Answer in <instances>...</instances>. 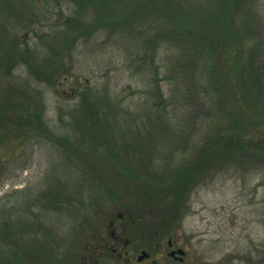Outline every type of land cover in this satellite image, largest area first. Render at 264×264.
I'll return each instance as SVG.
<instances>
[{
	"label": "rangeland",
	"instance_id": "1",
	"mask_svg": "<svg viewBox=\"0 0 264 264\" xmlns=\"http://www.w3.org/2000/svg\"><path fill=\"white\" fill-rule=\"evenodd\" d=\"M10 1L0 0V6ZM215 1L217 4L218 0ZM67 2L36 0V10H29L34 16L27 15L32 25L27 19L24 26L16 20H11L10 28H3L0 23V37L7 39L3 40L7 47L5 61L13 66L7 68L10 71L0 69V95L8 94L7 99L13 104L15 101L24 104L29 97L34 102H44V119L49 129L58 136L75 139L79 134L75 133L72 114L81 100L71 89L78 92L82 88L80 93H88L90 88L105 90L109 87L113 95L126 97L127 103L119 111L107 113L106 134L128 159L125 166H136L138 176L132 177L124 170L121 172L124 180H116L119 176L117 162H110L113 166L101 163L97 170L102 172L99 176L104 177L105 185L98 182L94 186L86 171L84 181L76 179L71 186L65 184V198H70L73 206H63L60 211L43 217L45 204L43 200L38 201L43 188L52 186L56 174H67L66 163L53 160L52 168L50 156L64 160L65 155L43 139L44 135L32 138L25 149L16 151V145L9 143L0 146V207L8 213L0 222V264H64L70 259H74L75 264L88 244L93 246L97 242V235L110 231L112 218L119 213L135 218L129 204L139 203L147 191H155L150 178L167 174L175 177L174 174L186 167L191 171L194 165L197 171L187 179L190 184L180 207V223L169 235L185 248V264H264V0H251L241 15L230 11L228 23L224 22V17L221 22L218 20L220 24L217 22L218 31L215 32L218 44L214 52L195 51L187 43L178 42L172 50L168 48L170 53L166 60L165 47L156 50L157 58L153 47L155 60L145 61L150 69L144 70L139 77L131 76L126 70L125 58L131 53L126 48L132 49L135 52L132 58L137 59L135 56L142 54L139 47L144 42L140 39L141 30L149 31L147 36L155 40L152 28L102 26L90 28L89 35L82 38L73 29L77 27L67 25V19L77 13V6ZM180 3L191 5V12L196 5L198 8L204 6L210 20L215 12L211 10L213 1L180 0ZM207 5L209 11L205 8ZM128 9L129 14L135 10ZM193 14L199 15L197 11ZM95 16L99 14L91 6L86 23L93 22ZM151 18L154 28L163 21L160 16L151 15ZM33 19L39 21L34 23ZM164 24L168 31L171 30V25ZM6 32L9 34L5 35ZM66 35L68 42L72 39V45L58 56L60 39ZM76 39L79 41L74 45ZM221 42L226 50L218 55ZM162 43L170 45L167 40L162 39ZM8 47L11 48L8 50ZM18 53L25 58L19 64ZM73 60L76 63L69 64ZM165 61H169L168 64ZM235 61L238 66L232 72L229 65ZM242 65H245L246 76L252 73L253 81L257 77L260 84H250V90L258 93L257 100L251 102L254 108L249 114L258 117L255 125L241 122L234 115L241 107L236 108L221 95L224 85L227 87L239 80L238 71ZM41 68L44 75L37 74ZM156 68L162 74L161 84L167 102H171L169 88L179 85L176 101H173L176 104L169 105L163 114H156L153 107H147L153 101L148 88L154 85L152 70ZM57 69L61 73L52 85L46 75ZM68 71L70 79L63 81ZM2 125L0 122V129ZM221 135L225 141L218 140ZM144 138L146 140H142ZM108 150L106 146L98 148L94 158L101 159ZM13 153L18 155L10 157ZM73 169L71 166V172ZM143 169H147V173ZM172 181L171 177L156 185L161 196ZM18 191H26L22 205L10 199V195ZM160 199L164 203L165 197ZM97 206L102 211L94 225L90 214ZM146 207L143 210L150 216L155 210L162 211L158 203ZM39 239L47 241L49 258L27 257L25 254L31 247L26 248L25 241ZM106 260L108 264H115L112 258Z\"/></svg>",
	"mask_w": 264,
	"mask_h": 264
},
{
	"label": "trees",
	"instance_id": "2",
	"mask_svg": "<svg viewBox=\"0 0 264 264\" xmlns=\"http://www.w3.org/2000/svg\"><path fill=\"white\" fill-rule=\"evenodd\" d=\"M209 1H213L211 10L215 11L211 16V20L210 14L203 10L202 7L204 6H199L198 8V5H196L195 10L193 9L191 12V8L193 7H190L191 5L185 4L182 6L180 0H68L67 4L72 3L77 6V13L76 15L71 16V18L67 19V25L70 24L71 27H77L73 29L79 33L82 38L83 36L89 35L91 30L90 28H100L102 26H104V28H137L138 26H145L146 28H149V30L152 28V35H156L155 40L150 39V35L147 36L149 31L143 32V30H141L142 34H140V39H144V42L139 47V51H142V54L137 53L138 56H135L137 59L133 60L132 57L133 53L135 52L132 49L126 48V51L131 52L128 54L127 59L125 58L126 70L131 73V76L139 77L138 75H141L144 70L147 71L150 69L145 61L147 59H151L152 61L155 60L154 56H152L153 47L156 58V50L165 47L166 60L168 59L170 53L168 48L172 50L175 47V44L178 42L183 44L187 43L190 48H193L195 51L211 50L214 52L215 46L218 44L217 40L215 39V32L218 31V20L221 22L224 17V22L228 23L230 11H234L236 14L241 15V13L248 9V5L251 2V0H218V3L216 4L215 0ZM130 3L131 5H129ZM3 5L4 6H0V23L4 26L3 28H10L11 24L13 23L11 20H16L17 24H23L24 26V23H26L27 19L29 21V25H32V19L29 20L27 15L31 14L29 10H36V0H11L8 3L3 2ZM91 6L95 8V11L99 14V16H95L93 22L86 23L85 19L88 17ZM116 6L119 8L115 11L113 8ZM5 7L6 10H3ZM130 7L135 9L131 14H129L130 9H128ZM205 8L209 11L208 5L205 6ZM196 11L199 14L198 16L193 14ZM31 15L34 16V14ZM151 15L160 16L163 18V21L158 28H154ZM30 18H32V16H30ZM214 20L216 23H213ZM38 21L39 20L35 21L33 19L34 23H37ZM220 22L218 23L220 24ZM164 23L171 25V30L168 31V28L165 27ZM8 34L9 33L7 32L5 33V35ZM4 39L6 38L3 37L0 40V69L10 71L7 69L10 67V61H5V58L7 57V47L6 43L3 42ZM162 39L167 40L170 45L162 43ZM60 40L61 46L58 47L60 48V52L59 50L57 52L58 56H61L65 49H68L69 46L72 45V39H70V42H68V35L61 38ZM78 41L79 39H76L74 41V45H77ZM10 48L11 47H8V50ZM225 50L226 48L221 42L219 44L218 55L221 53L223 54ZM18 55L20 57H18L19 59L17 64H19L20 60L25 59L23 58L24 55H22V53H18ZM129 59H132L131 62L128 61ZM214 59L215 58L213 57V62ZM228 59L231 60V56H229ZM177 60L178 59H176L174 62H177ZM168 62L169 61H167L166 64H168ZM61 63L64 64V62ZM72 63L76 62L73 60L69 64ZM237 66L238 63L235 61L234 64L232 62L230 63L229 68L232 72H235V68H237ZM244 68L245 65L240 66L238 71L239 80L237 79L232 81L229 85H227V87L224 85V90H221V95L232 102L236 108L241 107L240 109H236L234 111V115H237L239 119H241V122H243V120L246 122L249 121L250 123H248L250 125H255L254 121L258 117L252 115L250 116L249 114L253 112L252 109L254 107H251V102L257 100L256 96H258V93H254L253 90L255 89L250 90V84L254 86H259L260 84L257 77H255L256 79L253 81L251 78L252 73H249V75L246 76L247 74ZM59 69L54 70L53 73L47 72L46 77L50 78L52 85H54L56 77H59L61 73L58 72ZM172 69L174 70V65L172 66ZM152 71L155 76L154 85L148 88V92L151 94L153 101H150L149 104H147V107L149 109L153 107L156 114H163V112H167L166 109H168L169 105L176 104V102L174 104L173 101L175 100L178 90L176 88L179 85H177L175 88L173 86L172 88H169L171 92V102H167L164 99V86L161 84L162 74H159L160 70L158 68H156L155 71ZM42 73L44 75L43 68L38 69L37 74ZM69 77L70 72L64 76L63 81L70 79ZM174 78L176 79L175 75ZM81 89L82 88H80V90ZM71 90L73 91L74 95L77 96L78 100H81L77 111L72 114L73 119L75 120V133L79 134L75 137V139L58 136L49 129L47 122L44 119V111L46 109L44 102L41 103L39 100L34 102L32 98L29 97V99L24 104H22L21 101H15V104H13L9 99H7L8 94L3 96L0 95V122L3 124L2 128L0 129V146L8 143L14 146L16 145L15 149L17 151L19 148L25 149L26 145L32 142V138L42 137V135H44L45 137L43 139H46L53 146L58 147V149H60L65 155L64 160L54 158L49 155L51 166L53 160H61L66 163L67 174H56L54 172L56 174V178L52 179V186L49 185L48 187L43 188L42 194L39 196L40 199H38V201L43 200L45 204L43 205L42 210L43 217H46L45 215L48 217L49 214L47 213L60 211L63 206H73L71 205L72 200L70 198H65V186H71L73 181L76 183V179H81L84 181L86 178V171L88 172L90 182L94 184V186L98 182L105 185L106 181L104 177L99 176L102 174V172L97 170L98 166H102L101 163L107 166L111 165L110 162H115V164L117 162L116 165L119 169V176L116 178V180H124L121 178V176L124 175H122L124 170H126L127 173L132 177L138 176L136 175L138 174V170H135L136 166L131 168L125 166L124 163L128 159L123 155L121 148H117V146L111 143L109 135L106 134V127L109 126L107 113L110 111H119L121 106H124L127 103L126 97L113 95L109 87H106L105 90H96L94 88H90L88 93H80V90L77 92L73 88ZM101 96H103V98ZM131 96H134V94ZM222 103H225V101H222ZM105 107L107 108L106 110ZM160 109L161 112L158 111ZM76 113L77 115L74 116ZM231 113H233V111H231ZM236 121L237 123L240 122L237 119ZM231 139L233 141V138ZM105 140L107 142H105ZM142 140L146 139L144 138ZM218 140L225 141L224 138H222V135L218 137ZM103 146H106V149H109L108 153L103 155L101 159H95L94 156L96 155L97 149ZM232 146H234L233 142ZM140 149H142V146L139 148V150ZM15 153H13L10 157L14 158V156L18 155ZM48 154L46 153V156H48ZM116 157L117 159L115 160ZM119 161L121 163H119ZM70 165L74 168L72 172L70 170ZM190 169L192 170L190 171L186 167L183 170H180L179 174H174L175 177L171 175L174 181H172L170 187H166V191L164 192L165 195L162 194L165 197L164 203L160 199V197H163L161 196V191H159L156 185L159 186L164 181L166 182L168 178L171 180L170 174L165 175V177H156L155 179L157 180L152 179L154 177L150 178V185L153 186L155 191H147L143 198L139 199V203L129 204L131 206V210L135 214V224L137 228L142 227L141 232L153 230V226L154 233L159 232V235L161 236H169L170 233H173L174 228L178 227L180 223V218L178 216H180L182 213V208L180 209V207H182L184 203V195L190 184V181L187 179L191 175H196L197 171L196 165L192 166ZM143 171L147 173V169H143ZM76 174L78 175L76 176ZM62 177H64L66 180L64 181ZM108 191L111 192L110 189ZM25 192L26 191H18L12 193L10 195L11 202L14 200L15 203H20L21 205L22 203H25ZM151 203H158L161 205L162 211L158 212L152 208L155 210V212L151 213V216L150 214H147L143 209L147 208L146 206L151 205ZM24 207L25 206H23V208ZM95 208H97V210L94 211L93 214H90V218H92V220L94 219V225L97 224L98 218H100L102 211L101 207L97 206ZM28 210H31V208H28ZM5 216H8L7 211L3 207H0V222L4 220ZM43 217L41 218V221H43ZM2 226V228H4V225ZM5 229H7V227ZM25 244L26 248L31 247L28 249L29 252L26 254L24 253L27 257H33L37 260H40V258H49L46 240H27L25 241ZM73 260L74 259H70L69 262H65L64 264H73Z\"/></svg>",
	"mask_w": 264,
	"mask_h": 264
},
{
	"label": "flooded vegetation",
	"instance_id": "3",
	"mask_svg": "<svg viewBox=\"0 0 264 264\" xmlns=\"http://www.w3.org/2000/svg\"><path fill=\"white\" fill-rule=\"evenodd\" d=\"M135 223V218L116 215L109 222L110 231L97 235V242L93 246L88 244L75 264H108L105 259L109 258L115 264H185L187 252L179 241L154 233L153 226V230L141 232L142 227L137 228Z\"/></svg>",
	"mask_w": 264,
	"mask_h": 264
}]
</instances>
